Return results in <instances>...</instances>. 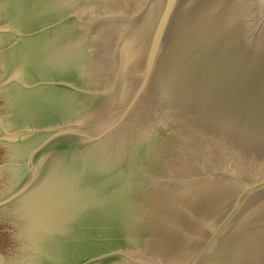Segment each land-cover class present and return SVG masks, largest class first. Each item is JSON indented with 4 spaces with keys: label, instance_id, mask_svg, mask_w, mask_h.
Here are the masks:
<instances>
[{
    "label": "water",
    "instance_id": "1",
    "mask_svg": "<svg viewBox=\"0 0 264 264\" xmlns=\"http://www.w3.org/2000/svg\"><path fill=\"white\" fill-rule=\"evenodd\" d=\"M0 77V264H264V0H0Z\"/></svg>",
    "mask_w": 264,
    "mask_h": 264
},
{
    "label": "trees",
    "instance_id": "2",
    "mask_svg": "<svg viewBox=\"0 0 264 264\" xmlns=\"http://www.w3.org/2000/svg\"><path fill=\"white\" fill-rule=\"evenodd\" d=\"M0 79H1V77H0ZM0 100H1V102H2V105H3L4 109L7 108V107L9 106L8 103L10 102V100H9L7 97H6V98H5V97H3V98L1 97ZM7 100H8L9 102H8ZM0 158L3 159V160L5 159V158H2V157H0ZM16 221H17V220H16ZM20 225H21V222H20ZM15 248H16V245H15ZM13 250H14V247H13ZM18 264H19V263H18Z\"/></svg>",
    "mask_w": 264,
    "mask_h": 264
},
{
    "label": "flooded vegetation",
    "instance_id": "3",
    "mask_svg": "<svg viewBox=\"0 0 264 264\" xmlns=\"http://www.w3.org/2000/svg\"><path fill=\"white\" fill-rule=\"evenodd\" d=\"M28 225V224H27Z\"/></svg>",
    "mask_w": 264,
    "mask_h": 264
}]
</instances>
